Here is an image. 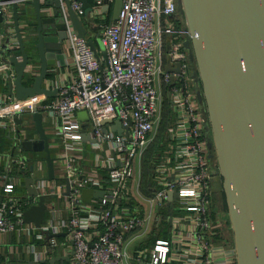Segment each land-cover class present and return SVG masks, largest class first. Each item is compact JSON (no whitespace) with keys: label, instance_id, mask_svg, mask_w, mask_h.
<instances>
[{"label":"built area","instance_id":"built-area-1","mask_svg":"<svg viewBox=\"0 0 264 264\" xmlns=\"http://www.w3.org/2000/svg\"><path fill=\"white\" fill-rule=\"evenodd\" d=\"M8 4L0 1L3 27L7 26L0 39L11 34L10 13L4 10ZM101 4L102 0H94L88 28L98 18ZM70 5L80 16L79 2L71 0ZM175 11V0H121L114 20L96 22L104 50V58L99 55V59L86 43L91 38L78 36L65 22L71 69L63 78H46L44 86L55 88V94L0 96V127L10 134L5 153L9 168L1 185L0 232L22 233L33 241L23 264H45L53 256L47 250L56 244V236L45 238V231L68 235L69 264H235L233 249L211 240L210 169L202 116L182 43L189 33L184 18L181 24L160 21L175 16ZM164 36L168 39L165 48ZM8 46H16L11 37ZM162 57L173 70L163 69ZM5 68L12 78L11 66L0 61V71ZM164 101L170 111L165 141L156 147L146 194H136L131 185L134 162L160 123ZM33 109L49 121L48 149H57L49 185L35 173L36 160L26 156L20 145L21 139L35 137L26 135L29 125L23 126ZM77 111H84L90 122L83 128L89 140L80 139ZM115 120L119 132L110 128ZM22 176L33 178L30 185L35 193L11 195L15 180ZM64 179L66 194L62 193ZM84 187L104 193L84 201L80 198ZM168 192L175 195L168 199ZM55 194L65 204V217L56 218L52 204L44 201L47 209L37 226L23 220L22 211L36 204L39 195ZM151 225L156 226L153 237L147 236ZM160 232L165 236H159Z\"/></svg>","mask_w":264,"mask_h":264},{"label":"water","instance_id":"water-1","mask_svg":"<svg viewBox=\"0 0 264 264\" xmlns=\"http://www.w3.org/2000/svg\"><path fill=\"white\" fill-rule=\"evenodd\" d=\"M6 1L11 7L12 32L0 39V61L11 66L14 73L11 78L5 68L1 74L6 94L15 98L39 93L53 96L55 88L48 89L44 80L53 76L57 65L63 64L65 22L78 36L87 37L86 20L92 6L88 0H76L80 4L79 17L71 8V0ZM120 1L111 0L110 20L116 18ZM104 3L103 10L108 7ZM27 4L32 8L33 21L26 16L19 18L18 7L24 13ZM176 7L182 12L189 33L183 46L190 59L193 53L201 82L206 108V115L201 109V116L208 119L222 177L235 264H264V0H176ZM2 17L0 13V23ZM10 37L15 40V47L8 46ZM86 43L96 59L99 55L104 58V50L97 52L91 39H86ZM191 77L196 81L195 73ZM26 80L29 82L25 83ZM76 118L80 139L89 140L83 131L90 125L87 115L77 111ZM41 119V111L30 112L32 123L23 126L32 125L36 136L21 139L20 145L23 150L33 152L34 160L44 162L46 175L41 178L50 181L54 178L55 157L49 153ZM13 120L19 122L20 118ZM110 128L119 132L118 121H113ZM32 181L29 176L23 177L26 194L35 193ZM67 188L64 179L63 194ZM103 193L101 189L84 187L80 198L88 201ZM174 195L168 192L167 198ZM46 209L44 197L39 195L36 204L22 211L23 220L37 226ZM63 234L44 232L45 238ZM56 259L59 258L52 256L47 261L53 263Z\"/></svg>","mask_w":264,"mask_h":264},{"label":"crops","instance_id":"crops-1","mask_svg":"<svg viewBox=\"0 0 264 264\" xmlns=\"http://www.w3.org/2000/svg\"><path fill=\"white\" fill-rule=\"evenodd\" d=\"M107 2L108 7L103 10L101 9V7L105 4L104 2ZM88 2L91 4L92 8H94V0H88ZM110 1L107 0H102V4L98 7L97 9V15L98 18H96L95 21L90 22L89 23V29L90 30H96V22L98 21H102V22H107L110 21L109 16H110ZM4 10L7 13H11V7L10 4L4 6ZM92 10V9H91ZM17 11L19 12V18L22 19L26 16V18L30 19V20H34L33 19V14H32V8L29 4L26 5L24 13L22 11V9L20 7H18ZM81 17V15L79 16ZM183 21V17L182 16H171L168 15L167 17H161L160 21L161 22H168V21H172L173 23L177 24L178 22ZM180 22V24H181ZM10 28H11V32H12V25L10 22ZM7 27V26H6ZM6 27H3V23H0V33L4 32L6 30ZM188 37L185 38V36L182 38V43L184 42V40H186ZM167 38L164 36L163 37V43L162 46L163 48L166 47L167 45ZM95 45V44H94ZM62 65H57L58 67H55V71L52 73V75H50V77H56L58 78H63L64 75H67L68 72L70 71L71 67H70V59H69V50L67 47V43L66 41H63L62 43ZM96 46V45H95ZM17 53V52H16ZM51 66V65H50ZM162 66L163 69L166 71L173 70V67H170L165 59V57H162ZM3 71H0V78H1V74ZM192 68H190V75H192L193 73ZM192 80V87L196 96V101L201 113V105H200V101L198 98V83L197 81ZM29 80H26L25 83H28ZM45 83V80H44ZM156 85V83H155ZM0 96L4 99H8L11 98L6 94V88L4 86L3 81L0 79ZM27 123H32V121L30 120V117L26 120ZM41 123L42 126L44 127V132H49V128L50 126L49 121L47 119H41ZM26 130V135H30V136H36V131L33 128L32 125H29ZM10 142V134H8L7 129H3L0 127V201L2 200L4 193L2 191V182L4 181L3 175H6L7 173V168H9L8 166V162H9V158L6 157V148L8 147L7 145ZM56 148L50 147L49 148V152L51 155H54L55 153H57ZM25 155L30 157L33 156V152L32 151H26ZM37 163V171H35V173L40 176V177H44L46 175V168H45V164L44 162L40 163L38 161H36ZM23 177H20L18 180H15V183L13 184V188L11 190V195H22V194H26V189L24 186V182H23ZM46 185L50 184V181H45ZM47 197V198H46ZM44 197V201L47 203H51L53 208L55 209V217L56 218H60V217H65L67 215V210L65 207V204L62 200L61 197L58 198H54L56 201L60 202L61 204H55V202L53 201V199L51 198L50 195ZM61 201H60V200ZM55 241L56 244L53 247L48 248L49 250H47V253H50V255L52 256H56L59 259L54 260L53 264H69L70 260L72 259V250H71V241L68 237V235H58L57 237H55ZM33 241L28 238L27 236H25L24 234H17L14 232H5L2 233L0 232V264H23V259H25V253H28V249H29V245L32 243ZM49 263V262H48ZM45 263V264H48Z\"/></svg>","mask_w":264,"mask_h":264},{"label":"rangeland","instance_id":"rangeland-1","mask_svg":"<svg viewBox=\"0 0 264 264\" xmlns=\"http://www.w3.org/2000/svg\"><path fill=\"white\" fill-rule=\"evenodd\" d=\"M178 12H180V10H178ZM179 16H182V12H180ZM97 32H98V30H90L88 27H86V36H89L94 41L97 49L99 51H101V50H103V45L100 42V39H99ZM191 54H192V58H191L192 66L191 67L193 69L192 73H195L196 81L198 83L197 91H198V95H199L200 105L204 111L203 113L206 115V108H205L204 99H203L202 90H201V82L197 76L198 75L197 67H196L195 60L193 58V53L191 52ZM161 108H162V113H161L160 123H159L158 127L153 130L151 140L147 144L146 149L143 151L141 157L134 162V171H133L134 177H133V180L131 181V185L133 186V191L136 194H139V193L142 195L146 194L147 189H146V186L144 184V181L146 179L150 180V177H151L150 176V174H151L150 170H151V167H152L153 162H154L153 156L156 153V147L158 146L159 143H163L165 141V126L170 119V116H169L170 111H169V107H168L167 103H165V101L162 103ZM205 119H207V117ZM207 123H208V119H207ZM207 129H208L207 138L212 143V147H211V149H212V152H211L212 161L209 164L214 167V170L216 172L214 207L218 208L217 212L214 213V216H212V215H210L209 211H211V207H213V205H212V203L210 205L208 203L207 210H208V216L210 219L209 221L211 222V224L213 223V225H214V227L212 228L213 231L211 234V240L214 244H219V245H222V246L227 247V248H233L232 230H231V226H230V222H229V218H228V214H227V208H226L224 193H223V189H222V177L219 174V168H218L216 154H215V150H214V146H213V142H212V136H211L209 123H208ZM50 136L52 137L51 133H50ZM83 145H84V147H87V144H83ZM155 157H156V155H155ZM210 184H211V182H210ZM210 184H209V192L211 189ZM51 198L53 199L55 204H61L60 202L55 200L56 198H58V196L56 194L53 195ZM208 200H209V198H208ZM211 217H213V218H211ZM147 236H149V237L156 236V226H154V225L150 226V229L147 233ZM159 236L163 237V236H165V233L160 232ZM145 241L147 242V241H149V239H146ZM130 244H131V241L127 244V248L129 247Z\"/></svg>","mask_w":264,"mask_h":264},{"label":"flooded vegetation","instance_id":"flooded-vegetation-1","mask_svg":"<svg viewBox=\"0 0 264 264\" xmlns=\"http://www.w3.org/2000/svg\"><path fill=\"white\" fill-rule=\"evenodd\" d=\"M176 1V0H175ZM175 14H180V12H178V9L176 7V11H175ZM187 54H188V66L189 68H192V63H191V59L189 57V53L187 51ZM193 70V69H192ZM200 103V102H199ZM207 126H208V123H207V119H202V124H201V132H202V136L204 138V141H205V148H206V157H207V162H208V165H209V169H210V181H209V184L211 182V189H210V192H209V200H208V203L209 205L212 203L213 207H214V203H215V182H216V172L214 170V167L211 166L209 163L212 161V155H211V152H212V143L209 141V139L207 138V135H208V129H207ZM211 207V211H209L210 215L214 216V213L217 212V209L218 208H213ZM221 213V212H220ZM213 218V217H211ZM213 224V223H212ZM233 249V248H232Z\"/></svg>","mask_w":264,"mask_h":264},{"label":"trees","instance_id":"trees-1","mask_svg":"<svg viewBox=\"0 0 264 264\" xmlns=\"http://www.w3.org/2000/svg\"><path fill=\"white\" fill-rule=\"evenodd\" d=\"M9 144H10V142H9ZM9 144L7 145V146H9ZM8 148V147H7ZM6 148V149H7ZM150 180L149 179H146L145 181H144V184H145V186L147 185V183L149 182Z\"/></svg>","mask_w":264,"mask_h":264}]
</instances>
